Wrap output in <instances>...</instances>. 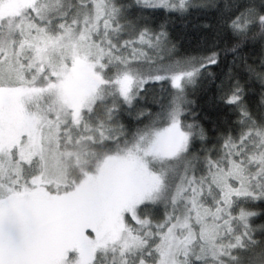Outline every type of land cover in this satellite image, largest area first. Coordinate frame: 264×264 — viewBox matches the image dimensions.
<instances>
[{"label": "snow or ice", "instance_id": "obj_1", "mask_svg": "<svg viewBox=\"0 0 264 264\" xmlns=\"http://www.w3.org/2000/svg\"><path fill=\"white\" fill-rule=\"evenodd\" d=\"M0 264H264V0H0Z\"/></svg>", "mask_w": 264, "mask_h": 264}]
</instances>
